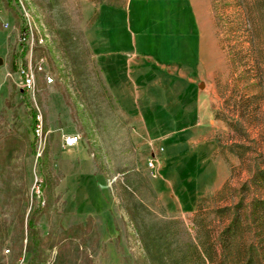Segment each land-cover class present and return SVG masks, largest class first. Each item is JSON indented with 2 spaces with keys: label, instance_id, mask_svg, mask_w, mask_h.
<instances>
[{
  "label": "rangeland",
  "instance_id": "rangeland-1",
  "mask_svg": "<svg viewBox=\"0 0 264 264\" xmlns=\"http://www.w3.org/2000/svg\"><path fill=\"white\" fill-rule=\"evenodd\" d=\"M18 1L33 36L2 0L0 264H177L198 200L261 194L264 0Z\"/></svg>",
  "mask_w": 264,
  "mask_h": 264
},
{
  "label": "trees",
  "instance_id": "trees-1",
  "mask_svg": "<svg viewBox=\"0 0 264 264\" xmlns=\"http://www.w3.org/2000/svg\"><path fill=\"white\" fill-rule=\"evenodd\" d=\"M3 1L7 8L13 9L12 0ZM246 42L248 44L247 50L251 52L246 57L255 60L254 40H247ZM22 55L24 52L21 53ZM11 69L13 72H17L15 63L12 64ZM21 95L23 94L21 93ZM35 125L34 113L31 116L30 125L34 138ZM33 145L34 153L35 144ZM216 145L220 148L218 141ZM250 183L254 192L260 187L264 189V170L260 169L254 172L250 177ZM227 187L228 181L220 190L208 198H219L224 194ZM245 190L250 191L246 183L243 191ZM260 193L261 196L253 195L246 203L248 198L244 197L235 204L226 203L224 206L209 211H206L208 203L198 200L194 217L195 238L184 245V249L179 252L180 254L175 255L177 264H264V196L262 194L264 190ZM29 226H33L31 219ZM39 259L34 255L30 263L38 264L41 262L44 264V261Z\"/></svg>",
  "mask_w": 264,
  "mask_h": 264
},
{
  "label": "built area",
  "instance_id": "built-area-1",
  "mask_svg": "<svg viewBox=\"0 0 264 264\" xmlns=\"http://www.w3.org/2000/svg\"><path fill=\"white\" fill-rule=\"evenodd\" d=\"M14 2L17 6L20 7L23 18L25 20V26L23 27V29L20 33V40L27 42L29 37L32 38L33 31H32V28L29 27L28 21L26 19L25 10L22 9L20 1L14 0ZM2 10H3V3H2V0H0V13ZM3 26L4 27L7 26V23L3 22ZM30 66H31V64H30ZM35 66H39L38 61L36 62ZM32 69H33L32 67H29L27 65L21 64V66H18V74H19V77H21V84L19 85L21 91L24 92L25 94H32L33 95L35 92V79H34L35 75H34V71ZM34 70H35V68H34ZM47 80L50 81V78L48 76H47ZM38 118H39V116L37 115L35 118L36 119V125H35L34 131H35V136L40 138L41 128H37ZM78 142H79V139L76 136H74L72 138L70 137V139H67V138L63 139L64 146L68 147V148L76 146L78 144ZM154 162H155V160L152 157V159L149 162L150 167H153Z\"/></svg>",
  "mask_w": 264,
  "mask_h": 264
},
{
  "label": "bare ground",
  "instance_id": "bare-ground-1",
  "mask_svg": "<svg viewBox=\"0 0 264 264\" xmlns=\"http://www.w3.org/2000/svg\"><path fill=\"white\" fill-rule=\"evenodd\" d=\"M37 128H41V134H42V126H41L40 118H38L37 120ZM67 139H70V138H67Z\"/></svg>",
  "mask_w": 264,
  "mask_h": 264
},
{
  "label": "water",
  "instance_id": "water-1",
  "mask_svg": "<svg viewBox=\"0 0 264 264\" xmlns=\"http://www.w3.org/2000/svg\"><path fill=\"white\" fill-rule=\"evenodd\" d=\"M0 63H1V60H0ZM202 87H203V85L201 84V85H200V88H202Z\"/></svg>",
  "mask_w": 264,
  "mask_h": 264
}]
</instances>
